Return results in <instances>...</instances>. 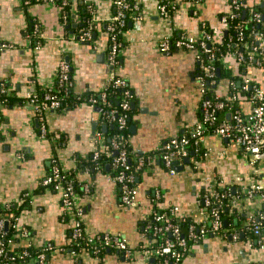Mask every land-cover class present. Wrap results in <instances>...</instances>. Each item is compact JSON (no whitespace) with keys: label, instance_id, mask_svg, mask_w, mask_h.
Here are the masks:
<instances>
[{"label":"crops","instance_id":"obj_1","mask_svg":"<svg viewBox=\"0 0 264 264\" xmlns=\"http://www.w3.org/2000/svg\"><path fill=\"white\" fill-rule=\"evenodd\" d=\"M173 1L176 7L166 17L156 0H135L141 18L134 20L133 11L122 36L124 48L115 71L128 80L135 95L129 122L131 158L155 157L152 166L135 175L136 206L128 208L122 204L121 187L113 179L111 156L106 155L110 161L104 166L78 169L79 159L94 152L101 124L99 108L83 100L73 108L46 111L42 120L27 98L28 93L55 82L62 58L70 66L72 90L77 95H91L105 87L112 71L108 66V20L114 13V0H72L69 24L56 4L0 0V84L8 87L14 99L0 106V209L17 211L34 247L49 242L55 246L47 264H154L151 252L141 249L155 241L147 233L151 213L176 208L179 216L192 219L196 226L209 225L204 195L212 184L231 192L229 210L236 227L227 237L209 234L190 245L183 264H264V248L247 228L251 219L263 220L264 198H249L245 192L252 183L264 184V162L251 163L239 147L215 134L207 135L202 153L190 155V162L183 161L179 165L183 169H176V174H171L158 156L170 138L190 134L202 115L203 100L195 53L174 46L163 52L160 41L182 34L198 36L207 24L223 39L228 24L222 18L231 10L228 0ZM246 2L264 9V0ZM89 6L94 9L95 27L92 39L85 42L78 35ZM32 22L42 26V38L30 34ZM3 43L11 46L2 48ZM237 63L228 55L226 69L235 73ZM247 70L251 80L264 88V69L252 65ZM229 85L228 79L218 82L217 96L228 97ZM241 102L245 111L251 109L248 100ZM102 129L106 131L104 126ZM53 159L77 181L78 203L88 233L122 235L135 249L132 259L115 249H106L100 258L87 250L72 252V219L63 211L60 192L42 184ZM25 193L28 198L21 203ZM235 231L240 233L238 240L232 238ZM21 244L26 241L16 240L13 248Z\"/></svg>","mask_w":264,"mask_h":264},{"label":"built area","instance_id":"obj_2","mask_svg":"<svg viewBox=\"0 0 264 264\" xmlns=\"http://www.w3.org/2000/svg\"><path fill=\"white\" fill-rule=\"evenodd\" d=\"M45 4H56L55 0H39ZM129 0H114V13L108 20V32L110 38V48L108 55V66L112 68L109 79L105 87L98 93H94L82 98L92 106L100 104H108V96L110 88H122V112L118 113L116 109L108 112L112 121H114L118 129L122 132L112 136L111 148L113 153L106 146L105 136L98 131L95 136V149L93 152V159H99L101 151L112 158V166L115 172L113 179L121 187V202L125 207L133 208L136 206L137 187L135 186V171L143 170L146 167L153 165L155 157L153 154L141 156L135 166L131 164V150L129 148V135L124 130L128 128L129 114L126 112L131 108L135 95L131 89L128 80L116 73V68L120 64V58L123 53V40L120 37V27L124 25L125 9L128 8ZM158 10L163 16L169 17L170 12L175 9L176 4L173 0H156ZM231 10L224 15L222 20L227 25L229 18H235L239 15V11L248 10L251 14L252 20L261 22L262 13L253 10L252 6L246 0H228ZM72 0H62V9L69 6ZM26 4H30L31 0H25ZM61 9V8H60ZM91 14L94 12L92 6H89ZM139 5L135 3L134 20H139ZM64 10V9H63ZM64 22L68 21V14L62 11ZM228 26V25H227ZM94 18L87 26H84L79 35L80 41H90L94 30ZM203 25L201 33L195 35H179L164 37L160 41V50L168 51L172 46L189 50L195 53L196 59L199 63L198 80L201 84V92L203 93L202 100V115L195 125L194 129L189 135L170 138L158 152V156L169 170L171 174H176L177 166L181 165L184 159L190 156V149L199 151L208 134H215L228 139V141L239 147L243 156L251 163L264 162V88L254 85L251 78L246 75L242 79V90L245 92L252 91L249 97H242L251 103V109L245 111L242 108V102L238 101V95L234 94L231 99L221 96L210 98L207 95V82L216 84L215 73L218 69L216 64L217 59L220 58V63L226 68V58L232 55L238 63L247 65V68L254 65L258 68L264 69V32L256 34L255 39L257 43L243 40L244 23H239L238 47L230 51L227 55L217 56V49L213 48L215 41L222 42L221 34L214 31L209 32ZM42 26L37 22L33 26V37H43ZM11 45L7 43L2 44V48H8ZM241 47V49H239ZM206 57V61L202 57ZM72 88V80L70 76V66L64 58L60 60L58 66L57 79L55 82L44 89L43 97H40L39 92L34 91L27 94L29 102L34 106L38 115L43 120V114L46 111H59L64 107L63 103L69 89ZM0 96H5V101L10 96L8 87L2 83L0 84ZM241 99V100H242ZM79 101V102H80ZM81 101V102H82ZM236 103V104H235ZM240 104V105H239ZM225 108L232 110V115L229 119L217 120L219 111ZM42 135L47 134V128L42 126ZM1 142V141H0ZM53 166L50 173L42 180V184L49 186L60 192L61 204L64 213L72 219L73 229L71 245L72 252L77 253L87 250L94 254L96 258H100L105 249H115L122 251L124 255L132 259L134 257L135 249L125 240L120 234L103 233L97 235H90L84 225V210L78 203V192L73 177L60 166L56 159L52 160ZM241 179V177H239ZM84 190L88 191V187L84 185ZM249 198L260 196L264 198V184L252 183L245 190ZM25 193L21 198V203H25L28 198ZM223 198L229 199L231 202V192L228 189L219 187L218 184H212L207 189L204 195V201L209 206L213 200H221ZM211 223L209 227L207 224L202 226H190L188 237H183L180 223L185 221L184 218L178 215L177 209L173 208L167 211H153L148 220L152 224L148 225V229L153 231V235L158 237L154 242L143 244L142 252H151L152 256L156 258L154 264H183L188 253L190 245L199 242L206 238L209 234L227 237L228 233L223 231V222L220 213L214 209L210 213ZM13 230V235L8 237V244L6 246L3 238L6 237L4 229L7 222ZM247 228L255 234V241L257 245L264 248V215L263 220L256 222L253 219L247 224ZM240 233L235 231L232 233V238L239 239ZM16 236L26 241L21 249L14 251L13 244ZM30 231L27 227L19 223L18 216L10 208L6 210L0 209V264H19L22 262H30L32 264H47L48 256L56 248L50 242L45 243L39 248V251L33 255L30 248ZM98 264H103L100 261Z\"/></svg>","mask_w":264,"mask_h":264},{"label":"trees","instance_id":"obj_3","mask_svg":"<svg viewBox=\"0 0 264 264\" xmlns=\"http://www.w3.org/2000/svg\"><path fill=\"white\" fill-rule=\"evenodd\" d=\"M34 1H39V0H31V2ZM55 3L57 6H59V8H61V11H66V13L68 14V21L67 23L69 24L72 21V2L69 6L65 7L62 9V0H55ZM134 6H135V0H129L128 1V8L125 9V16H124V25L120 27V37L122 38L123 36V32L127 29L129 22H130V14L134 11ZM140 7V6H139ZM255 11H260L262 13V19L261 22H256L255 20H252L251 14L249 13V11L247 10H240L239 11V15L235 18H229L227 21L228 24V30L226 31V33H224L223 35V39L222 42H217L215 41L213 44V48L217 49V56L220 57L221 55H227L230 51H233L235 48L238 47L239 41H238V35H239V23H244V27H243V31H244V38L243 40L245 41H249V42H254L255 44L257 43V39H255L256 34H258L259 32H264V9L261 8L260 6H252ZM172 12V11H171ZM86 16L87 19L85 21L84 26H87L89 24V22H91V20L94 18V16L86 11ZM31 29H30V34L33 33V22L31 23ZM206 29L211 32V29L209 27V25H205ZM202 30V28H201ZM34 40V39H33ZM35 41V40H34ZM239 49H241V47H239ZM203 60L206 61V57L203 56L202 57ZM218 69L215 73V78H216V84H211L210 82L206 83L208 92L207 95L210 98H215L217 96V92H216V87L218 82H220L222 79H228L230 82V91H229V98L231 99V97H233L234 94L238 95V101H241L242 97H249L251 92L253 91H248L245 92L242 90V79L244 78V76L247 75V65L243 64V63H237L236 67H237V71L234 73L232 70L226 69L223 67V64L220 63V58L217 59L216 62ZM252 83L254 85L260 86L261 84L252 81ZM39 95L40 97H43L44 95V90H39ZM109 96H108V104H100L97 107L100 110V115H101V120H100V132L103 133V135L105 136V142H106V146L109 147V149L111 150V152L113 153L114 151L111 148V138L112 136H115L117 134H119L120 131L118 129L117 124L112 121L108 115V112L112 109H116L118 111V113L122 112V108H121V102H122V88H110L109 90ZM84 98L85 96L88 95H77L75 92H73L72 88L68 90L67 94H66V98L65 101L63 103L64 107L62 108V110L65 109H69V108H73L76 106V104L80 101L79 97ZM8 100L5 101V96H0V106H3L4 104H10L14 102V99L11 96H8ZM221 99H225V97H220ZM135 100V98H134ZM82 101V100H81ZM134 102V101H133ZM236 104V103H235ZM240 105V104H239ZM60 111V110H59ZM134 111V107H133V103L131 105V108L126 111L129 114V119H128V128H126L124 130V132L129 135V122H130V118L132 116V113ZM232 115V110L230 108H225L224 110L219 111V113L217 114V120L221 121L223 119H229ZM103 126H106V131H104L102 128ZM130 148V146H129ZM202 148L199 151H194L193 148L190 149V155H192V153L196 154V156H199L202 153ZM110 161L106 154L104 153V151H101V155L99 157V159L94 160L93 159V153L91 154V157L89 158H80L79 162H78V169L80 170H84L85 168L88 169H92V168H96L99 165L104 166L106 162ZM138 160H134L133 158H131V164L133 165L134 169L135 166L137 164ZM141 170H136L135 171V175ZM115 175V172H114ZM70 177L74 178L75 181V185H76V190H77V181L75 179V177L73 175L70 174ZM79 193V191H78ZM229 199L228 198H223L221 200H213L212 203L208 206L209 207V211L210 213L214 210L217 209L220 213V216L222 218V222H223V231L225 232H229L231 229H233L234 227H236V223L234 221V217L230 214V210H229ZM13 212L17 211L15 209L12 210ZM212 218V216H211ZM227 221V224H225L224 222ZM7 222V226L4 229V232L6 234V237L3 238V242L5 243L6 246H9L8 244V237H10V235H13V230L11 228V226H9L8 224V220ZM147 224V233L149 236H151V240L153 239H157L158 237L153 235V231L151 229H148V225L152 224L151 220H148L146 222ZM192 225H197L195 222L192 221V219L187 218L185 221L180 223L181 226V232H182V236L183 237H188L189 232H190V226ZM210 225V223H209ZM209 225H207L209 227ZM22 241V238L20 239V237H16L15 241ZM156 240V241H157ZM155 241V242H156ZM24 245L21 244L19 246V248H15L14 251L17 252L21 249H24L23 247ZM31 252L33 255H35L38 251L39 248L32 246L30 248ZM106 250V249H105ZM104 250V252H105Z\"/></svg>","mask_w":264,"mask_h":264},{"label":"water","instance_id":"obj_4","mask_svg":"<svg viewBox=\"0 0 264 264\" xmlns=\"http://www.w3.org/2000/svg\"><path fill=\"white\" fill-rule=\"evenodd\" d=\"M133 107H135V104H133ZM104 129L106 130V126H104ZM192 154H194V153H192ZM184 162L185 163H189L190 162V156H188V157H186L185 159H184ZM177 170H182L183 168L180 166H177V168H176ZM225 224H227V221H225L224 222Z\"/></svg>","mask_w":264,"mask_h":264}]
</instances>
